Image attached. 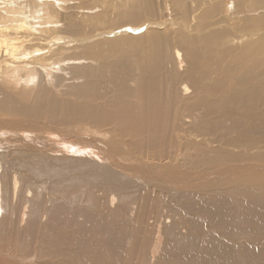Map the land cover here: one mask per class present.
Instances as JSON below:
<instances>
[{"label": "bare ground", "instance_id": "bare-ground-1", "mask_svg": "<svg viewBox=\"0 0 264 264\" xmlns=\"http://www.w3.org/2000/svg\"><path fill=\"white\" fill-rule=\"evenodd\" d=\"M0 264H264V0H0Z\"/></svg>", "mask_w": 264, "mask_h": 264}]
</instances>
